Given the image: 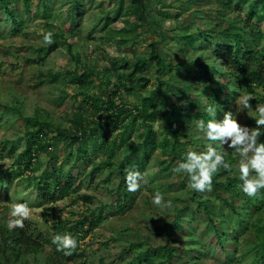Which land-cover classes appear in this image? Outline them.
Wrapping results in <instances>:
<instances>
[{
    "label": "rangeland",
    "instance_id": "374dc122",
    "mask_svg": "<svg viewBox=\"0 0 264 264\" xmlns=\"http://www.w3.org/2000/svg\"><path fill=\"white\" fill-rule=\"evenodd\" d=\"M73 1L18 0L16 13L23 15L25 21L17 27L9 15L0 12V264L6 262L2 249L5 239L14 241L21 229L9 230L7 227L11 205L25 202L32 209V214L24 221L22 230L42 245L34 242L22 244L21 257L15 259L12 256L11 264H46L48 260H56V257L52 258V247L45 239L52 235L53 225L58 220H65L69 227L80 220L85 222L83 228L79 226L70 233L76 239L78 253L81 254L72 260L64 257L67 264H145L139 259L138 251L168 242L166 232L160 229L165 222L169 223L168 229L172 233L170 246L174 248L173 258L177 264H252L256 232L253 227L244 232L235 230L238 219L222 200L227 198L236 206L243 204L245 199L228 191L225 185L205 193L189 189L187 174L172 171L179 157L164 154L158 148L139 170L145 174L146 183L141 184L139 191L127 190L124 175L118 167L119 161L129 152L121 141L124 127L109 137V141L117 140L112 164L101 162L109 156L104 150L83 156V160L72 169L73 174L81 179V185L63 193L53 186V201L42 200L34 186H26L31 172L13 176L16 172L15 157L25 146L24 116L49 121L53 127H71L74 114L86 107L84 93L99 92L107 99L108 93L116 87L118 74L124 75L125 83L115 99L130 107L139 105L144 96L164 81L161 96L167 94L170 101L160 103L156 108L157 118L161 119L158 128L155 127L157 119L153 122L158 138L169 128L168 117L173 111L175 124L181 126L177 149L184 153L188 148L199 152L212 143L196 129L198 119L193 113L198 109L206 110L210 105L207 92L211 93V89H204L208 84L203 79L204 73H212L213 66H225L213 55L211 40L205 38L186 46L185 37L196 33L200 26L211 33L220 32L217 39L226 41L222 30L233 22H239V27L243 25L237 11L246 10L247 4L237 5L236 0L228 6H224L222 0H144L148 7L147 20L143 23L136 21L134 26L128 24L130 16L125 14L129 0H124V8L120 6V0H82L73 12L75 22L70 30ZM106 15H118V19L106 24ZM49 30L61 33V40L66 38L73 43L80 53V63L72 57L65 42H60L45 59L38 58L36 48L44 45L42 33ZM253 38L251 46L263 49L264 41L257 35ZM154 40L159 42V50L168 67L159 74L157 66L151 64L142 74L149 79L148 84L139 87L136 84L139 77L127 80L126 74L132 67L124 65L140 56H147L149 44ZM75 68L79 72L84 69L93 72L92 81L86 88L79 87L65 76L67 70ZM104 68H108V77L111 78L109 86L104 81L107 76ZM50 72L57 75L53 77ZM221 83L226 82L221 80ZM258 90L264 94V85ZM226 95L229 107L235 109L233 116L241 125L251 127L249 121L256 119L254 109L260 103H251L252 109H245L235 102L239 94L228 90ZM146 127L141 116L129 123L128 140L141 141ZM45 130L49 137L55 133L50 126ZM169 138L174 139L171 135ZM67 142L62 139L53 144L50 148L52 159L47 151L37 154V174L53 164L63 163V169L71 167L73 158L63 162ZM225 148L226 162L228 154L233 153V165L236 167L239 156L227 145ZM127 169L130 168L126 167L125 171ZM227 175L229 172L221 171L215 178L224 181ZM157 191L164 194L166 201L172 202L170 207L161 208L152 203ZM84 193L90 195L89 200L79 196ZM203 203L219 225L231 223L228 231L233 233L232 241L225 242V248L218 242ZM243 207L240 206L241 209ZM249 220L252 222V218ZM219 227L222 229L221 225ZM132 244L135 246L130 250ZM157 261L158 264H167L160 257Z\"/></svg>",
    "mask_w": 264,
    "mask_h": 264
},
{
    "label": "trees",
    "instance_id": "16d2710c",
    "mask_svg": "<svg viewBox=\"0 0 264 264\" xmlns=\"http://www.w3.org/2000/svg\"><path fill=\"white\" fill-rule=\"evenodd\" d=\"M231 2L232 0H222L224 6H228ZM10 3L13 5H10ZM17 3L18 0H0V12L11 17L15 22L14 27L19 26L25 21L23 15L16 13ZM81 3L82 0H74L72 3L70 9V14L72 15L69 25L70 30L75 22V14L73 12ZM241 3L247 4L246 10L243 11L240 9L237 11L239 19L243 21V25L239 27L237 25L239 22L237 24L235 22L229 23V25L222 30V33L227 38L226 41L217 39L220 32L211 33L206 27L200 26L196 33H191L189 37H185L186 46H192L205 38L211 40L213 55L225 66V68H220L218 65L213 66L212 73L207 74L209 72H205L203 75V79L208 82L207 85H204V89H211V93L207 92V96L210 105L216 108V119H223L225 112L235 114V109L229 107L230 101L229 97L226 95V91L228 90H232L235 94H251L254 99H252L250 103L264 104V94L258 90V87L264 85V48L257 50L251 46L254 35L259 36L264 41V0H236L237 5ZM124 5V0H120V6L124 8ZM147 11V3H145L144 0H129L125 9V14L130 16V19L127 21L128 24L136 26V21L140 23L145 22L147 20ZM117 16L118 15H106V24L115 22L118 19ZM62 37L63 35L61 33L56 32L54 33L53 43L51 45H41L36 48L38 51V58L45 59L58 47L60 42H65L72 57L76 59L77 63H80L81 58L79 51L75 50L73 43L68 39L64 38L61 40ZM149 46L150 50L147 56H140L131 60L129 64L124 65L126 68L132 67L131 71L126 74L127 80L131 81L139 77V80L136 81L139 87H145L148 84L149 79L142 74L151 64L157 66V72L159 74L164 73L168 67L165 57L159 50V42L154 40ZM202 66L206 68L207 65L203 63ZM76 69L77 68L74 70H67L65 76H68L72 83L77 84L81 88H86L92 81L91 75L93 72L86 69L79 72ZM103 70L107 75L104 81L107 86H109L111 84V78L108 77V68H104ZM49 74L53 77L57 75L52 72ZM117 77L119 80L115 83L116 87L112 92L108 93L107 99L99 92L84 93L86 107L74 114L71 127H63L60 125L53 127L49 121L39 120L34 116H24L26 121L24 130L25 146L15 157L14 167L16 172H14L13 176H22L25 171L31 172L28 176V183L26 186H34L38 191V196L42 200L53 201L55 199L54 193L52 192L53 186L54 189L63 193L74 188V186L78 188L81 185V179L73 174L72 169L79 164V161L83 160V156L90 153L97 154L98 150H104L109 156L107 160L104 159L101 162L105 161V163L111 165L113 162L112 156L114 146L117 140L113 139L109 141V137L112 132L117 131L121 127H124L121 133V141L123 145L127 146L129 149V152L126 153L118 163L119 170L124 175V178L126 175V167L139 171L145 165L150 155L158 148H161L164 154H173L179 157L180 160L183 158L185 153L176 147L179 143L181 126L174 122L175 113L173 111L170 112L168 117L169 128L161 138H158V132L153 124L157 119L156 108L158 105L170 101L167 94L161 96V84H164V81H162L152 93L144 96L139 105L133 104L132 107H130L127 103H119L115 99V96L121 91L125 83L123 82L125 81L124 75L118 74ZM221 80L226 83H221ZM216 84H218L217 87ZM103 92L105 91H102V93ZM222 99H224V101H222ZM132 108L136 110L134 111ZM193 115L196 119L204 120L205 122L212 118L204 109H198ZM140 116L147 126L144 137L139 142L129 141V134L127 133L129 123L135 122ZM249 123L251 127L256 126L255 119H250ZM46 126L52 127L55 131L50 137L48 136V131L45 130ZM261 131H264V129H261ZM169 135L173 136V141L169 138ZM62 139L66 142L68 141L63 162L71 161L73 158L74 160L71 163V167L63 169V163L58 166L53 164L54 166L48 167L43 170L42 173L37 174L36 172L39 168V164H37V154L40 151H47L50 155V159H52L53 154L50 148L53 144H57L58 141ZM261 142H264V136L261 137ZM76 144H78V146L74 147ZM213 146L218 147L217 145ZM10 153L11 151L9 154ZM228 158V163L233 165L235 159L233 153H229ZM94 171L95 167L93 171H91V174H93ZM221 171L226 172L223 168L219 170V172ZM227 172H229V175L225 177L224 181L214 177L213 188L217 189L219 186L225 185L229 189L228 191L245 199L243 204L240 203L244 206L241 209V205L234 206L229 199L221 198L238 219L235 230L244 232L247 228L253 227V231L256 232L253 244L255 254L251 262L252 264H264V190H261L259 196L250 198L241 190L242 182L239 179L238 169L233 165L232 170ZM79 196L86 200L90 199V195L85 193ZM203 204L206 210L207 205L205 203ZM251 208H253V210H251ZM252 211H254L253 214L251 213ZM206 212L208 213L209 222L213 225L220 246L225 248L226 246L224 243L232 241L231 235L233 233H229L230 231H228L229 224L231 223H220L222 229H219L220 225L218 222L212 218L209 211L206 210ZM250 218H252V222L249 220ZM83 224H85L84 220H80L77 221L75 226L69 227L65 220H58V222L53 225L54 231L45 241L51 245V256L52 258L56 257V260H48L46 264H67L63 259L64 257L68 260H72L81 254L80 252L78 253V247L75 248L71 255H65L63 252L57 251L56 245L52 243V239L56 234L71 233L74 228L77 230L79 226L83 228ZM168 226L169 223L165 222L163 227L160 228L166 232L168 242L164 245L150 247L145 250L139 249L138 255L141 262H145V264H158L157 258L160 257V259L166 261L167 264H177L173 258L174 248L170 246L172 233L168 229ZM27 242H34V244L42 245V243L30 239L29 234L22 229L19 230V235L14 241L8 242V240L5 239L2 247L6 261L5 264H11L13 262L14 258H12V256H15V259L21 257L20 246ZM134 246L135 244H132L130 250H133Z\"/></svg>",
    "mask_w": 264,
    "mask_h": 264
},
{
    "label": "clouds",
    "instance_id": "9594fccd",
    "mask_svg": "<svg viewBox=\"0 0 264 264\" xmlns=\"http://www.w3.org/2000/svg\"><path fill=\"white\" fill-rule=\"evenodd\" d=\"M54 33L44 31L42 33V43L51 45ZM254 99L251 94H242L237 97L238 107L252 109L250 101ZM206 111L211 119L207 122L198 120L195 122L198 132L212 142L206 146L204 151H195L188 148L183 158L177 162L172 169L174 173H185L188 176V188L205 193L213 190V179L221 168L231 171L233 165L226 162V148L234 150L239 156L236 167L239 172V179L242 182V192L254 198L264 190V104L255 106V127L241 125L231 112H225L222 120L216 119V108L209 105ZM161 119L157 118L155 127H159ZM217 144L218 147H214ZM125 182L129 192L139 191L141 184L146 183L145 174L138 170L127 169ZM152 203L161 208L171 206V201L165 200L164 194L157 191L152 199ZM32 209L28 203H13L10 208V218L7 221L9 230L23 228L24 221L31 217ZM52 243L56 245V250L65 255H71L77 247L76 239L70 233L56 234Z\"/></svg>",
    "mask_w": 264,
    "mask_h": 264
}]
</instances>
